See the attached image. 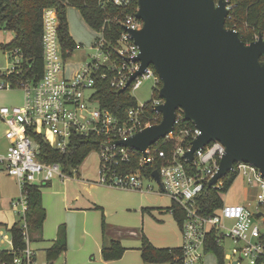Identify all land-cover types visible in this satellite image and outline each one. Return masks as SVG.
<instances>
[{"label":"built area","instance_id":"obj_1","mask_svg":"<svg viewBox=\"0 0 264 264\" xmlns=\"http://www.w3.org/2000/svg\"><path fill=\"white\" fill-rule=\"evenodd\" d=\"M99 2L102 6L111 3L127 12L123 19L120 15L113 17V20L123 25L124 31L112 42L105 36V25L96 30L99 36L92 45L96 52L91 57L92 60L75 73L70 75L67 72V62L74 52L82 50L83 45L76 43L74 48H64L60 37L61 21L54 7H47L43 12V74L40 79L13 80V74L22 72L24 58L19 49L5 50L8 54L19 56V59L7 71L0 69V90L21 87L25 92L24 105L0 108V118L6 124L5 137L9 141L3 152H0V164L17 180L22 190L21 196L13 200L12 205L23 215L21 222L25 248L16 250L13 238L8 240L6 234L0 232V239H4L2 242L11 244L10 249L6 250L13 255V264H38L35 250L31 246L27 221V186L44 185L57 175L65 176L60 163L42 159L41 144L36 136H41L51 148L66 152L76 134L101 137L100 183L142 189L144 179L156 180L153 172L159 171L160 192L170 195L185 212L181 227L184 264H197L201 261L210 241L224 250L226 242L233 243V255H225L227 264H242L245 260L250 264H264V230L259 224V220L264 223V209L260 211L258 207L256 211H252L242 204L224 203L212 215L201 213L197 198L217 173L226 147L221 141L213 140L197 149L192 161L184 157L191 150L192 142L201 134V130L195 124H185L189 120L185 118L182 108L176 111L174 131L151 144L146 149V155L131 146L116 142L126 140L154 125L153 120L159 115L162 120V112L158 110V106L164 103L159 95L162 81L152 65L130 81L142 64L138 60L140 47L130 32L143 27V21L136 17L139 0ZM135 3L137 7L134 10ZM150 79L155 82L152 99L145 103L136 100V104L127 108L123 116L104 107L97 97L99 82L104 80L113 89H130L133 95L135 89ZM150 111H155L156 115L149 116ZM163 143H170L171 148H163ZM137 154V167L126 168L124 164L131 163ZM155 162L160 166L148 176L145 167ZM227 175L235 178L243 176L249 184L257 186V201L264 205V175L256 166L238 161ZM227 175L213 186L222 187ZM148 188L152 189L151 186ZM0 264L6 262L0 261Z\"/></svg>","mask_w":264,"mask_h":264},{"label":"water","instance_id":"obj_2","mask_svg":"<svg viewBox=\"0 0 264 264\" xmlns=\"http://www.w3.org/2000/svg\"><path fill=\"white\" fill-rule=\"evenodd\" d=\"M230 9L229 0H139L136 17L143 27L130 32L142 64L130 81L154 66L162 81V120L116 141L146 155L151 144L174 131L182 108L201 130L184 157L192 161L213 140L226 147L210 187L238 161L264 175V35L246 43L226 26ZM153 177L160 182L158 170Z\"/></svg>","mask_w":264,"mask_h":264},{"label":"rangeland","instance_id":"obj_3","mask_svg":"<svg viewBox=\"0 0 264 264\" xmlns=\"http://www.w3.org/2000/svg\"><path fill=\"white\" fill-rule=\"evenodd\" d=\"M66 16L71 37L83 45L82 50L74 52L67 62V72L71 75L92 60L91 57L96 52L92 45L99 33L87 23L76 6H68ZM14 37V32L0 29V69L3 71L12 68L19 59V56L8 54L2 47ZM154 84V80H146L133 91V96L139 103L152 99ZM24 103L25 92L21 87L0 90V108L22 106ZM5 132L6 124L0 118V152L9 143ZM61 170L64 171V168ZM71 172L72 174L65 173L64 177L57 175L50 183L42 186V202L47 217L42 234L38 232L32 236V239H36L32 241V247L37 250L38 264H72L77 257L82 264H104L100 259L101 243L103 240L109 242L113 238H119L122 245L129 248L127 257H123L116 264H124L135 253L139 256L143 235L157 247L182 246L181 226L170 211L173 199L160 192V184L156 180L144 179L142 189L100 183L99 149L92 150L78 168ZM258 192L257 186L249 184L243 176H238L222 197L225 204H242L252 211L259 207L263 211L264 205L257 201ZM21 194L17 180L0 164V223L13 226L15 222L23 220V215L15 211L11 203ZM259 224L264 230L262 220H259ZM63 231L66 235L67 251L53 263H49L45 248L62 235ZM0 232L11 240L9 230L2 227ZM40 234L43 238L37 239ZM10 247L9 242L0 241V249ZM233 248L231 241L226 242L225 255H233ZM197 264H218L216 253L212 250L205 252L203 259ZM242 264L250 263L245 260Z\"/></svg>","mask_w":264,"mask_h":264},{"label":"trees","instance_id":"obj_4","mask_svg":"<svg viewBox=\"0 0 264 264\" xmlns=\"http://www.w3.org/2000/svg\"><path fill=\"white\" fill-rule=\"evenodd\" d=\"M231 9L226 20V26L239 32L240 37L250 43L259 34L264 35V0H229ZM76 6L83 18L95 30L105 25V36L108 40L115 42L124 31L123 25L113 20L114 15H120L121 19L126 15L124 9L111 3L102 6L99 0H0V29L9 30L15 33L13 40L3 45L4 50L19 49L23 55L24 62L20 74H13L12 79L29 78L37 81L43 74V12L47 7L56 8L60 21V37L64 48H74L76 43L71 37L67 22L68 6ZM137 3L134 4V10ZM132 10V9H131ZM154 67V66H153ZM2 77V76H0ZM162 85V82H160ZM100 90L97 97L101 99L102 105L113 110L116 114L123 116L126 109L136 104V99L131 94L130 89L120 91L113 89L107 80L99 82ZM157 95V93H156ZM155 111H150L149 116L154 117ZM161 122V115L153 120L154 124ZM185 124L193 125L192 121H185ZM177 131V129H176ZM175 131V132H176ZM41 144L42 159L47 162L60 163L64 172L72 174L71 170L77 169L86 156L94 149H99L100 136L76 134L72 137L69 149L61 152L53 149L39 135L36 136ZM161 141V140H160ZM163 148H171L170 143H163ZM139 155L127 163L126 168H135L138 165ZM160 164L155 162L146 165L147 175H151L154 169L159 168ZM235 176L227 175L224 184L218 188L216 186H206L197 198V203L202 214L212 215L224 205L222 195L229 190ZM42 186L30 184L27 186L29 209L27 211V221L29 233L32 239L34 233L42 232L46 219V211L42 202ZM176 221L183 226L185 212L181 206L173 200L170 207ZM8 228V227H7ZM16 250L26 246L24 229L22 222L18 221L9 227ZM214 235V233H212ZM140 247L142 259L149 263L184 264L183 251L180 247H157L153 245L146 236L141 237ZM67 250L66 235L63 231L55 243L47 249V260L53 263L60 255ZM214 251L218 258V264H225V250L210 241L207 251ZM126 248L122 245L119 238H113L109 242H104L102 246V256L105 260H116L123 256ZM0 261L6 264H13V255L6 249H0Z\"/></svg>","mask_w":264,"mask_h":264},{"label":"crops","instance_id":"obj_5","mask_svg":"<svg viewBox=\"0 0 264 264\" xmlns=\"http://www.w3.org/2000/svg\"><path fill=\"white\" fill-rule=\"evenodd\" d=\"M78 43V42H77ZM9 144V143H8ZM6 147H7V145H6ZM5 147V148H6ZM4 148V149H5ZM16 180V179H15ZM51 182V181H50ZM50 182H48V183H50ZM13 200H15V199H13ZM13 200L11 201V203L13 202ZM12 207H13V205H12ZM14 209V208H13ZM15 210V209H14ZM15 211H18V210H15ZM171 211V210H170ZM18 213H19V211H18ZM171 213H172V211H171ZM46 217H47V213H46ZM46 220V219H45ZM21 221V220H20ZM45 223V222H44ZM2 227H4L5 229H7V230H9V227H11L9 224H4V223H0V228H2ZM8 227V228H7ZM42 232H43V230H42ZM42 232H41V234H42ZM119 232H121L122 233V231H119ZM38 235V237H37V239H42L43 237H42V235ZM58 239V238H57ZM57 239H55V240H53V241H51V244L49 245V246H47L46 248H45V251H47V249L48 248H50L54 243H55V241L57 240ZM4 239H0V241L2 242ZM34 240H36V239H31V246H32V241H34ZM111 240V239H110ZM104 242H106L105 240H103V242L101 243V261H103V263L104 264H116L117 263V261H119L120 259H123V257H127L126 255V253H128V247H125L126 248V252H124V254H123V256L121 257V258H119V259H116V260H110V261H107V260H105L104 258H103V256H102V246H103V243ZM141 242H142V240H141ZM142 245V244H141ZM154 245V244H153ZM141 247V246H140ZM140 247H139V256H137L136 255V253L133 255V256H131L130 257V260H125V263L124 264H127V262L126 261H128V264H169V262H164V263H149V262H145L143 259H142V255H141V250H140ZM178 247H180V246H178ZM33 248V247H32ZM10 249V248H9ZM8 249V250H9ZM34 249V248H33ZM35 250V257H36V260H37V250L36 249H34ZM67 251V250H66ZM47 253V252H46ZM47 255V254H46ZM217 256V255H216ZM128 259V258H127ZM37 263H38V260H37ZM72 264H82V262L80 261V259H79V257H77V258H75V260L73 261V263Z\"/></svg>","mask_w":264,"mask_h":264}]
</instances>
